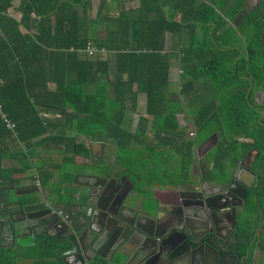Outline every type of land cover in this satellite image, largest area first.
Segmentation results:
<instances>
[{"label":"trees","instance_id":"obj_1","mask_svg":"<svg viewBox=\"0 0 264 264\" xmlns=\"http://www.w3.org/2000/svg\"><path fill=\"white\" fill-rule=\"evenodd\" d=\"M14 1L0 0L2 188L11 182L16 183L12 180L13 175L34 169L32 161L39 158L38 149L44 154L51 149L57 150L63 153L67 162L74 157L89 158L90 151L83 144H76L77 136L93 141L100 138L110 141L117 151V161L135 182L143 180L160 184L167 181L175 187L179 186L191 163L192 148L203 143L213 132L223 134L228 131L230 135L250 138L252 143L243 144V151H255L256 163L262 162L264 114L257 115L251 111L243 94L227 93L229 86L238 81L230 70L240 64L246 68L250 62L236 61V53L230 51H227L230 55L226 60L221 59V51L215 49L213 43L221 49L225 48L220 44L221 38L215 36L222 23L212 22L216 29L210 37L208 30L205 31V42L211 48L196 44L195 39H186L194 26L189 18L195 15L194 7L187 0H182L178 7L183 14V20L178 24L173 21L177 6L174 9L171 0L167 4L168 0H138L134 9H121L114 17L104 11V1L101 0L98 22L97 19L88 21L90 0H20L16 9L20 14L18 20L8 14ZM100 21L105 31L98 38L94 32ZM168 33L185 36L180 51L182 79L185 81L180 94L189 91L194 71L196 79L208 78L212 89L220 95H214L220 101L216 110L211 99L207 104L203 101L196 113V125L202 138L199 142L182 141V133H177L179 105L177 100L172 101L166 96L169 63L163 53ZM87 45L105 50L106 55L111 54L113 64L100 57H84L83 50ZM194 56L198 61L195 68L191 65ZM253 67L255 71H250V75L256 79L259 72L254 64ZM139 94L145 95V115L152 119V143L144 135L145 129L139 134H131L124 128V117L127 112L136 111ZM253 115L257 117L253 119ZM4 119L13 125L12 130L7 128ZM11 143L19 144L24 152L7 154ZM140 144L145 145L144 149L138 147ZM225 144L226 141L220 142L209 155L213 164V170L208 175L210 179L217 174L222 177L225 174L223 162L229 156ZM120 154L126 157L122 158ZM129 155L130 163L127 161ZM5 157L15 160L14 166L2 167L1 161ZM172 161L180 171L171 172ZM35 170L40 186H48L53 174L42 163ZM70 178V175L62 173L55 189L59 191L60 186L68 183ZM261 183L246 205L248 216L257 214L252 198L257 199L260 212L264 215V178ZM242 221L240 227L244 230L245 223ZM259 222L257 217L255 223L250 224L253 231L256 227L258 230ZM259 232L261 236L256 239L254 247L264 254V220ZM36 239L39 246L44 245L43 241L50 240L45 235ZM45 245L39 250L37 248L33 264H58L57 255L48 248L49 243ZM246 247L241 246L242 250ZM19 259L26 260L25 257ZM16 260L9 251H1L0 264H16Z\"/></svg>","mask_w":264,"mask_h":264},{"label":"flooded vegetation","instance_id":"obj_2","mask_svg":"<svg viewBox=\"0 0 264 264\" xmlns=\"http://www.w3.org/2000/svg\"><path fill=\"white\" fill-rule=\"evenodd\" d=\"M181 2L182 0H177V11L175 15L178 23H181L183 20V14L178 10ZM187 2L194 7L195 11V15L189 18V22L194 25L188 32L190 35V41L192 39H198V44L205 45L207 48L210 47L207 45L208 43L205 42V31L206 29L208 30L210 37L213 29H216V25L212 22L222 23L220 30L216 31L215 36L221 38L220 44L224 45L225 48L221 49L213 43L215 49L221 51V59L223 61L226 60L227 55H230L227 51H230L236 53V61L250 62L246 68H243L242 64H240L230 70L231 75L238 78V82L248 83V86L245 89H242V87H236L235 83L234 85L229 86L227 93L228 95H235L237 93L240 95L243 94L251 111H256L261 114L264 111V45L262 42L264 39V0H187ZM255 35H257V37L254 38ZM211 50L213 49H210V51ZM253 64L259 72L256 79L250 75V71H255ZM192 78L193 82H208V78L205 77L196 79V73L194 71ZM196 90L197 89L194 88V92ZM202 92V96H208L209 94L207 90H203ZM254 100H259L258 104H260V106L255 105ZM195 129L199 132V128H196L195 126ZM189 137L192 138V142L200 141L199 134L191 133L189 134ZM216 138L217 135L212 133L207 137L206 141L208 140L209 143L212 144ZM250 154L251 151L246 153V157L243 160L239 162L236 160L237 162L233 168L224 165L225 174H230L229 176H224V174L219 180L214 181V177L210 179L208 176L212 171L210 169L204 177L203 182H194V186L190 191L183 192L191 193V200L193 198L194 200L199 199L198 195L195 194H203L205 197H208L209 210L205 222L206 237L204 238L206 241L203 247H199L203 242L195 244V254L197 256L204 251L210 264L216 261V254H218V252L225 253L227 257L228 255L230 256L229 252L231 250L238 251L241 256L244 254L245 249L242 250V248L239 247L241 245L236 244V242L241 240L242 237L237 234L235 228L238 227L240 229L241 220L243 219L242 217L245 219L246 217L245 214L243 215V210L236 207V221L234 222L229 208L231 202L229 197L225 195L227 194L226 187L223 185L227 184L230 179L234 177L239 179V181H243L242 177L243 175H246L248 177V183H243L249 187L248 195L251 196L252 193H255V191L261 186L263 178L258 176L257 171L260 161L259 163H255L254 159L250 162L248 158ZM246 172L250 174H247ZM79 174L82 175L85 173ZM233 174L234 176H232ZM13 178L14 175L12 176V180L14 181ZM86 182L87 181L84 180V182L80 184H85ZM72 183H74V180ZM124 184L122 186L123 191L120 192L121 196L128 190L127 186ZM255 186L257 187L256 190H254ZM36 187L38 188L36 184H30L23 189H20L21 187H18L13 182L9 183L5 188L0 186V253L4 250L9 251L12 257L17 259L15 261L16 264H33V260H28L26 257L27 255L24 256L22 252H25V250L32 247H36V249L42 248L45 243V246L49 243V250L53 252L54 255H57L56 263L82 264V262L79 261V255H66V253L71 250V246L67 241L61 239L65 234L63 232L65 229L62 225L53 223L51 220L47 221L50 225L47 229L43 226V224L47 223L46 218L43 216L44 213H46L45 209H38L33 212L27 211L25 214H21V211L18 209V202L24 201L23 204H32L31 201H33V196L28 195L20 197V195L31 193ZM77 188L78 190H81L80 187ZM16 189L17 191H15ZM38 189L41 193V197L45 198L47 196L45 192H42L41 188ZM235 189L238 193H242L241 189L237 187ZM133 191L135 192L134 189ZM181 192L182 191H177L173 194V198L167 201V203L159 204L161 212L160 223L166 222V217L170 210L173 212L172 216L175 224L178 225V211L183 207L185 201H187V197L180 198L179 193ZM197 200L195 201L197 202ZM235 204L237 206L238 202ZM35 217L40 218L38 220H33ZM55 220L56 219L53 221ZM71 221H73V218H71ZM35 222L41 223V226H36L31 232L30 228L32 225H35ZM188 226L190 228V237H202V233L196 227H193L191 223H189ZM256 228L254 231L253 227L250 228L251 232H249V236L245 239L246 241H253L252 236L254 239ZM157 231L160 232L161 230L158 229ZM43 234H50L54 239L49 237V241H43L42 243H44V245L39 246L36 238ZM31 236H34V239H31ZM32 241H34V244ZM252 250L253 249L251 248V254ZM20 255H23L26 260L19 259ZM90 257L91 256H86L85 259H89ZM228 259L227 264H231L233 261L232 258Z\"/></svg>","mask_w":264,"mask_h":264},{"label":"water","instance_id":"obj_3","mask_svg":"<svg viewBox=\"0 0 264 264\" xmlns=\"http://www.w3.org/2000/svg\"><path fill=\"white\" fill-rule=\"evenodd\" d=\"M262 42L264 45V39ZM261 114L263 116L264 111ZM263 165L264 153L263 160L257 167L258 176H261V172L264 171ZM261 177L264 178L263 175ZM79 178L87 182L79 185L81 190L72 194L63 193L67 202H62L57 197L53 199L43 198L36 187L31 193L20 195V197L33 196L32 204H23L24 201L17 203L21 214H25L27 211L33 212L38 209H45L46 213L43 216L46 218V222L52 220L53 223L63 226L66 234L61 239L67 241L71 246V250L66 255L82 253L87 248L101 258H104L103 253L109 254L110 258L106 259L109 264H114V259L117 260L116 264H210L204 251L197 256L195 254V244L203 242L199 246L203 247L206 241L204 238L206 237L205 222L209 210L208 197L203 194H195L199 197V201L195 199L196 202L194 198L191 200V193H179L180 198L187 197V201L178 211V225L175 224L172 216L173 212L170 210L166 222L160 223V206L155 203L154 197L151 201L157 206L148 207L142 203L136 209L133 204V197L137 195L133 191L130 182L125 178L100 177L92 171H86L85 174L74 176V186H77L75 181ZM123 184L127 186L128 190L121 196L120 192L123 191ZM223 186L226 187L227 194L225 195L229 197L231 202L229 208L234 222L236 221V207L241 208L243 215L245 214L244 230L235 226V231L242 237L236 244L247 246V248L243 256L234 250L229 252L230 256L228 255V257L225 253L218 252L216 254L217 259L212 264H227L228 258H232L231 264H259L255 263L256 250L252 251L251 254V248L254 247L256 239L261 236L259 227L264 220V215L257 205V199L252 200L257 206V214L248 216L246 205L249 199V187L235 177ZM236 187L241 189L242 193H238ZM256 188L255 186L254 190ZM236 202H238L237 206ZM63 207L70 210H67L66 213ZM84 208L85 210H82ZM74 209L76 210L74 211ZM77 212H82V214L74 216ZM70 217L73 218V221ZM257 217L260 222L258 223L256 235L253 241H246L244 237L249 236L250 224ZM39 218L35 217L33 220ZM54 219L56 220L53 221ZM189 223L202 233V237H190ZM40 224L35 222V225L30 228L31 232ZM43 226L47 229L50 226L49 222L43 224ZM158 229L161 231L158 232ZM86 262L89 263V261Z\"/></svg>","mask_w":264,"mask_h":264},{"label":"crops","instance_id":"obj_4","mask_svg":"<svg viewBox=\"0 0 264 264\" xmlns=\"http://www.w3.org/2000/svg\"><path fill=\"white\" fill-rule=\"evenodd\" d=\"M104 1V11H107L108 16L114 17L117 15L119 10H131L134 9L138 5V0L135 1H128V0H103ZM20 0H15L13 2V7L8 11V14L10 17L18 20L20 18V14L17 12V7ZM169 2V0L166 2V4ZM171 3L173 5V8L177 6V0H171ZM101 8V0H90V9L87 11L88 13V21H96L98 12ZM164 10L169 13L167 9L164 8ZM102 11L103 13H105ZM174 12V11H173ZM81 13V12H80ZM176 10L174 13L173 21L178 24L177 17H176ZM98 22V19H97ZM105 31V28L103 27V22L100 21L97 24V28L94 32V35L98 38H101L103 32ZM89 33V32H88ZM90 34V33H89ZM185 36L182 34L179 35H171L166 34L165 35V47H164V53L167 57V61L169 63V70H168V87L166 90V96L170 97L172 101L177 100V103L179 105L180 112L176 116V121L178 125V131L177 133H182L181 136H183L182 141L193 143L192 138L189 137V134H199L201 138V134L196 131L195 126L196 125V113L198 112L199 107L203 104L202 102L205 101L206 104L211 99L212 102L215 104L214 110H216L217 107L220 105V101L218 100V97L220 96L217 90L212 89V83L211 82H204V81H196L192 82L189 91L186 94H180L181 91V85L185 80L182 79L183 76V64L181 62V49L183 48L182 40ZM188 40H190L189 35L187 36ZM196 40V44H198L199 40ZM197 47V46H196ZM199 48V47H197ZM86 57L85 55H83ZM93 57H100L105 60H110L111 65L113 64V57L111 54H107L106 56H100L99 54L93 56ZM92 57V58H93ZM87 58V57H86ZM190 65V64H189ZM191 65L193 68L198 65V61L196 60L195 56L191 60ZM239 81V80H238ZM236 82V87H242V89H245L248 86V83L243 82ZM244 86V87H243ZM194 88L197 90L194 92ZM203 90L208 91V96H202ZM218 97L214 98V95H217ZM255 101V100H254ZM253 101V102H254ZM259 100L255 101L254 104L257 106H260L258 104ZM255 114L259 115L258 112L253 111ZM257 117L256 115H253L252 118L255 119ZM262 117V116H261ZM145 127V128H144ZM124 128L127 130V132L131 134H139L145 129L144 135L147 139H149V142L151 141L152 135H153V127H152V119L150 117H147L145 115V95L139 94L137 98V108L135 112H127V114L124 117ZM253 127L250 129V133H253L252 130ZM217 135V138L214 139V142L212 144L207 142L206 140L201 143L200 145L194 146L192 148V158L191 163L186 170V177L184 176L181 179V183L179 186H174L169 184L170 182L164 181V183H148L146 181L140 180V181H133L132 177L129 175V173L126 172V170L119 164L117 161V151L112 145L110 141L107 139L102 138V140H90L87 138H84L82 136H77L76 144L81 143L83 144L89 151H90V157L89 158H82V157H74L72 158L71 162L65 161L63 158V153L59 151H54L51 149L50 152L47 154H44L42 150H37L39 153V158L32 161L33 170L24 173V174H17L14 175L15 185L18 187L24 188L25 186H28L30 184H36L38 188H41L44 190L45 194L47 195V198H59L62 202H67L66 196L63 194H72L73 192L78 191L77 187H80V183H83L84 180L82 178L77 179L76 184L77 186H74L72 181L74 179V176L79 175V173H85V168L92 169L91 171L95 173L96 175L100 177H107V178H114V179H120L125 178L132 184L133 189L135 190V194L137 196L133 197V204L134 207L137 209L140 204L144 203L145 206L151 207V206H157L159 204H165L167 201H169L171 198H173V194H175L177 191L184 192V191H190L193 186L194 182H203L204 177L206 176L207 172L212 170L213 164L209 157L212 150L215 149V147L220 143L226 141V144L224 148H227L229 156L224 159L223 164L231 166L232 168L236 164V162L243 160L246 157V153L243 151V144H250L252 143V140L250 138H245L243 135L235 136L233 134H229L228 131L221 134L219 132H213ZM72 136H75L74 134H71ZM199 138V140H200ZM202 139V138H201ZM198 140V141H199ZM148 142V143H149ZM178 145L180 147L181 141H177ZM152 143V142H151ZM150 144V143H149ZM141 149H144L145 145L140 144L138 146ZM164 150V149H162ZM7 154H19L20 152H24V149L21 148L19 144L11 143L9 144V148L6 150ZM159 153H162L161 150H159ZM7 156V155H6ZM173 156H176L173 154ZM67 158H69L67 156ZM250 162H252L256 158V152L251 151L250 156L248 157ZM237 160V161H236ZM15 160H8L6 157L2 159L1 164L4 168H9L14 166ZM44 165L45 169L47 171H50L53 174V177L46 187H41L39 184V181L37 180L36 175V168L38 165L40 166ZM17 164V163H16ZM177 164H175V161H172L170 164V170L171 172L175 173L177 170ZM223 165V166H224ZM70 175L71 178L68 183L62 184L60 187V190L57 191L55 188L59 184L61 179V174ZM185 175V173L183 174ZM218 175V174H217ZM215 175L214 181L219 180L218 178L222 176ZM230 175V174H229ZM228 174H225L224 176H229ZM243 182L248 183V177L243 175L242 177ZM191 186V188H190ZM154 197V198H153ZM249 195V199H250ZM154 199L155 203L151 201V199ZM248 199V200H249ZM253 200V198H252ZM63 210L67 213V210H70L69 208L63 207ZM76 209H74L75 211ZM82 210H85L82 209ZM81 210V211H82ZM82 214V212L75 213L74 216H79ZM72 215V214H71ZM71 218V217H70ZM244 218V217H242ZM244 220V219H242ZM241 220V223L243 222ZM254 219V223H255ZM159 222H161V219L159 217ZM164 222V221H163ZM253 223V225H254ZM65 234L66 232L63 231ZM64 234V235H65ZM44 235V234H43ZM63 235V236H64ZM47 236V235H45ZM48 237L53 238L51 235H48ZM31 239H34V236L30 237ZM34 244V241H32ZM255 245V244H254ZM32 246V245H31ZM30 246V247H31ZM256 250L255 256H256V262L259 264H264L263 258L264 255L261 253L259 248L253 247L252 248ZM36 247L29 248L25 250V252H22V254L26 257H28V260H35L36 253ZM39 250V248H38ZM85 253V255H83ZM79 255V261H81L84 264H87L86 261H89L88 264H96L99 262H104L105 264H109L106 262V259L109 257V254L103 253L104 258H101L91 252L89 249H85V252L82 253H76ZM102 254V255H103ZM23 255H20L19 257H24ZM86 256H91L89 259H85ZM110 258V257H109ZM113 263L116 264L117 260H113Z\"/></svg>","mask_w":264,"mask_h":264},{"label":"built area","instance_id":"obj_5","mask_svg":"<svg viewBox=\"0 0 264 264\" xmlns=\"http://www.w3.org/2000/svg\"><path fill=\"white\" fill-rule=\"evenodd\" d=\"M83 54L88 57V58H92L93 56L99 54L101 57L106 55L105 50L101 49L98 50L95 47L91 46V45H87V47L83 50ZM3 118V117H2ZM4 121L6 122V126L9 130L13 129V125H11L8 121H6L4 119Z\"/></svg>","mask_w":264,"mask_h":264},{"label":"rangeland","instance_id":"obj_6","mask_svg":"<svg viewBox=\"0 0 264 264\" xmlns=\"http://www.w3.org/2000/svg\"><path fill=\"white\" fill-rule=\"evenodd\" d=\"M151 142V141H150ZM120 156L122 157V158H125L126 156L124 155V154H120ZM129 163L131 162V156L129 155V158H128V160H127ZM137 169V168H136ZM84 170H86V171H91L92 169H90V168H85ZM138 170V169H137ZM213 170V169H212Z\"/></svg>","mask_w":264,"mask_h":264}]
</instances>
